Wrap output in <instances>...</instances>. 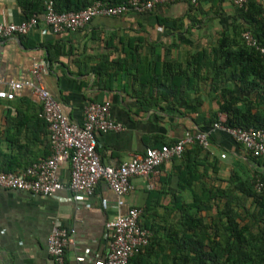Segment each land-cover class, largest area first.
I'll return each instance as SVG.
<instances>
[{
	"label": "crops",
	"instance_id": "1",
	"mask_svg": "<svg viewBox=\"0 0 264 264\" xmlns=\"http://www.w3.org/2000/svg\"><path fill=\"white\" fill-rule=\"evenodd\" d=\"M221 7L224 19L213 18L202 26L191 28L187 40L179 35L172 37L181 39L177 51L179 57L183 51L204 46L205 40L216 36L221 23H226L231 13L229 3L223 2ZM185 11L186 6L182 4L162 5L152 13L136 17H98L76 33L52 36L43 33V27H39L27 36L0 40V81H33L32 66L42 62L48 64L50 67L42 77L44 87L60 103L69 121L79 125L83 122L87 103L108 101L111 120L123 129L96 135V150L103 165L117 166L154 147L156 142L177 141L185 132L198 129L208 112L217 109L216 98L213 99L211 88L203 85L200 95L204 104L198 112L181 104L169 113L163 110L165 102L154 109L139 110L127 80H114L109 89H101L94 85V74L83 72L78 66H85V61L86 66H95L103 50L110 58L118 56L119 51L105 46L111 36H115L114 46L118 49L120 38L163 41L164 32L157 26L156 17L183 19ZM23 19L15 0H0V22L18 23ZM183 21L187 22V19ZM57 43L70 53L52 58L49 63L48 45ZM194 95L189 93L188 101L193 100ZM39 119L40 104L29 89L18 91L13 100L0 99V163L13 160L20 168L18 173L50 155L47 132ZM219 119L225 120V116L219 114ZM208 150L210 156L225 155L219 162L221 178L227 177L231 163L243 161L246 155L241 146L218 132L214 133ZM178 165L170 161L148 179L132 178L131 190L120 199L104 182H99L93 193L85 198L89 205H77L72 201L66 186L69 161L57 166V176L66 187L50 197L0 188V264H56L47 252V238L55 221L73 232L63 255L65 264H104L111 241L108 224L132 207L141 210L140 225L151 230L148 248L135 264H170L172 253L166 242L169 236L175 237L179 215L173 199L179 197L188 202L192 197L188 190L179 192L175 189ZM208 175L212 173L209 171ZM85 255L89 256L87 260H76Z\"/></svg>",
	"mask_w": 264,
	"mask_h": 264
},
{
	"label": "trees",
	"instance_id": "2",
	"mask_svg": "<svg viewBox=\"0 0 264 264\" xmlns=\"http://www.w3.org/2000/svg\"><path fill=\"white\" fill-rule=\"evenodd\" d=\"M15 1L24 19H27L42 14L46 2H52L55 12L62 13L81 11L95 2L119 6L128 0ZM223 2L228 3L226 0H198L197 5L185 1L169 3L186 6L183 19L187 22L180 18L157 16L156 24L164 32L163 41L120 38L118 49L114 46L115 36H111L105 46L119 51L118 56L110 58V54L103 50L95 66H86L85 61V66L78 68L93 73L94 85L101 89H109L114 80H127L138 109L145 111L165 102L163 110L169 113L181 104L198 112L204 104L200 92L203 85H207L214 93L217 109L208 112L198 129L187 131L190 134L208 130L218 122L219 114L225 116L226 127L264 131V53L261 52L264 48V5L259 0H247L241 7L229 3L230 16L226 18V23H221L216 36L205 40L204 46H195L194 50L183 51L180 57L177 55L181 39H188L191 28L202 26L213 18L224 19ZM155 9L125 15L136 17L152 13ZM119 17L122 16L104 18ZM245 33L255 40V46L245 42ZM174 35H179L181 39L178 36L172 38ZM188 44L191 48V42ZM48 52L49 63L52 58L70 53L58 43L48 45ZM189 93L195 94L193 100L188 101ZM41 112L40 106L39 120L48 136ZM213 137L214 134L208 136L209 146ZM175 142H156L152 148L171 146ZM238 145L245 150V159L231 163L226 178L218 175L219 162L225 155L224 158L210 156L209 147L203 149L197 142L185 147L179 157L170 160L179 164L175 189L192 193L188 202L179 197L173 199L179 215L175 237L169 236L166 242L172 253L170 264H264V191L255 188L256 183L264 182V161ZM17 169L20 168L13 160L0 163V172L17 173ZM150 240L151 236L149 243ZM148 245L129 264H135Z\"/></svg>",
	"mask_w": 264,
	"mask_h": 264
},
{
	"label": "built area",
	"instance_id": "3",
	"mask_svg": "<svg viewBox=\"0 0 264 264\" xmlns=\"http://www.w3.org/2000/svg\"><path fill=\"white\" fill-rule=\"evenodd\" d=\"M189 2L198 4V0H128L119 6H106L95 2L78 12H55L52 2L45 3V11L32 15L18 23L0 22V40L12 37H24L43 27V33L58 36L65 33H76L98 17H118L127 13L142 14L150 12L157 6L172 2ZM236 7H241L247 0H226ZM264 5V0H259ZM249 46H255V40L249 33L243 34ZM264 53V48L261 49ZM47 71L45 63L32 66L30 74L33 81L17 82L0 81L4 89L0 90V99L13 100L15 94L27 88L38 100L48 131L50 155L39 160L18 173L0 172V188L29 192L34 195L50 197L66 186L72 194V201L77 205L89 203L85 198L91 195L99 184L104 182L118 199L131 190V179L135 177L150 178L156 170L172 158L179 157L184 148L197 142L203 149L209 147L208 136L216 132L229 136L235 143L242 145L254 157L264 161V131L258 129L230 128L219 119L202 132L195 134L185 132L171 146L147 148L134 155L130 160L117 166L103 165L97 153L96 135L108 132H120L123 127L111 120L110 103L89 102L84 106L82 124L69 121L63 113L60 103L44 87L42 77ZM224 158V155H221ZM65 161L70 162L69 178L66 186L57 176V166ZM258 191H264V182L256 183ZM141 210L132 207L125 215H117L109 224L111 241L104 264H129L130 260L149 243L151 233L140 225ZM72 230H66L59 221L52 225L47 238V252L56 264H65L63 255L71 242ZM88 255L76 258L83 262Z\"/></svg>",
	"mask_w": 264,
	"mask_h": 264
}]
</instances>
